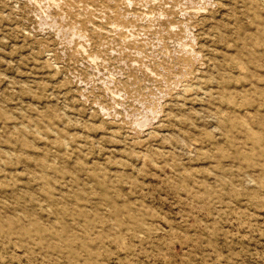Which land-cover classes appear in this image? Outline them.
Masks as SVG:
<instances>
[{
  "label": "rangeland",
  "instance_id": "obj_1",
  "mask_svg": "<svg viewBox=\"0 0 264 264\" xmlns=\"http://www.w3.org/2000/svg\"><path fill=\"white\" fill-rule=\"evenodd\" d=\"M0 264H264V0H0Z\"/></svg>",
  "mask_w": 264,
  "mask_h": 264
}]
</instances>
